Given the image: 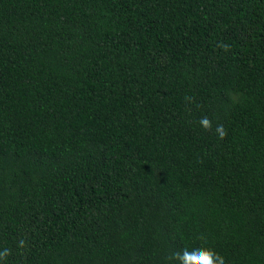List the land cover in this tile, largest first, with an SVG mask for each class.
I'll return each instance as SVG.
<instances>
[{"label": "trees", "instance_id": "1", "mask_svg": "<svg viewBox=\"0 0 264 264\" xmlns=\"http://www.w3.org/2000/svg\"><path fill=\"white\" fill-rule=\"evenodd\" d=\"M184 250L264 264V0H0V264Z\"/></svg>", "mask_w": 264, "mask_h": 264}, {"label": "clouds", "instance_id": "2", "mask_svg": "<svg viewBox=\"0 0 264 264\" xmlns=\"http://www.w3.org/2000/svg\"><path fill=\"white\" fill-rule=\"evenodd\" d=\"M202 123L207 125L208 121L204 120ZM2 255H7V250ZM174 257L180 261V264H223L222 257H214V253L210 250H194L192 252L184 250L182 253H175Z\"/></svg>", "mask_w": 264, "mask_h": 264}]
</instances>
